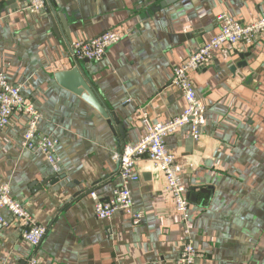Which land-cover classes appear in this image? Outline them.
<instances>
[{"label": "crops", "instance_id": "1", "mask_svg": "<svg viewBox=\"0 0 264 264\" xmlns=\"http://www.w3.org/2000/svg\"><path fill=\"white\" fill-rule=\"evenodd\" d=\"M0 0V70L41 111L42 134L57 138L55 170L39 149L22 140L28 117L14 112L0 129V186L9 184L47 233L34 247L8 210L0 225V264H177L190 228L196 264H264V33L253 44L226 43L212 63L191 74L206 106L202 137L190 125L166 137L183 164L187 218L176 211L165 179L141 160L130 184L133 213L99 218L95 199L121 185L114 153L152 123L181 114L187 103L171 85L174 69L220 29L217 16L264 18V0ZM59 13V14H60ZM54 18V17H53ZM122 34L101 60H75L70 44L107 31ZM246 62L247 65H241ZM80 65L119 123L64 88L55 74ZM122 126V131L119 129Z\"/></svg>", "mask_w": 264, "mask_h": 264}, {"label": "built area", "instance_id": "2", "mask_svg": "<svg viewBox=\"0 0 264 264\" xmlns=\"http://www.w3.org/2000/svg\"><path fill=\"white\" fill-rule=\"evenodd\" d=\"M31 4L40 8L44 6V0H31ZM217 21L220 24L219 31L174 69L171 85L182 92L187 103L184 111L166 122L159 123H152L149 115H144L146 134L138 142L124 145L113 156L119 164L121 185L114 190L112 196L105 199L100 198L97 191H91V196L96 201L95 211L99 218L109 219L118 210L133 213L135 202L130 184L140 178L141 160L151 162L162 172L166 190L173 199L176 211L181 214L182 219L187 218L189 199L182 178L183 164L167 147L165 139L185 125H190L191 136L195 141L202 137V129L206 124V106L197 96L191 74L209 66L213 61L215 50L226 43L243 42L251 45L264 33V18L241 22L221 13L217 16ZM121 39L122 34L118 31L107 30L93 38L74 41L70 44L71 56L75 60H101L109 48ZM14 112H20L28 117L27 129L22 140L23 147L41 150L56 170L59 165V140L40 132L41 111L27 99L21 86L12 83L6 73L0 70V129L9 124ZM4 209L22 222L24 238L34 247L39 246L47 233V228L39 225L26 206L12 195L9 184L0 186V225L8 223L2 214ZM133 217L135 223H139L142 215L136 212L133 213ZM184 232L186 238L181 254L177 258V264H196L198 252L194 246L190 228H185ZM25 264H36L35 257H29Z\"/></svg>", "mask_w": 264, "mask_h": 264}, {"label": "water", "instance_id": "3", "mask_svg": "<svg viewBox=\"0 0 264 264\" xmlns=\"http://www.w3.org/2000/svg\"><path fill=\"white\" fill-rule=\"evenodd\" d=\"M44 5L46 6L47 11L49 10L47 6L52 7L53 12L52 15H49V18L54 30L57 31L55 24V16H59L64 24L66 31L68 32V24L66 23L63 15L60 12V14L58 12H55L54 10L53 6L56 5V0H44ZM241 65H247V63L242 62ZM55 77L60 85L74 92L75 94L83 98L86 102H88L90 105H92L94 108H96L103 115V117L108 120L110 124H113V122L117 124L119 123V118L116 116L115 113L108 109L100 93L91 83V81L89 80L80 65H76L68 70L59 71L55 74ZM119 129L122 131L121 125H119Z\"/></svg>", "mask_w": 264, "mask_h": 264}]
</instances>
